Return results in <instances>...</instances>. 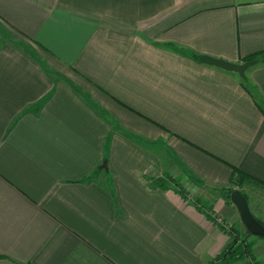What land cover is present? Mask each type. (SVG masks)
<instances>
[{"label": "crops", "instance_id": "crops-1", "mask_svg": "<svg viewBox=\"0 0 264 264\" xmlns=\"http://www.w3.org/2000/svg\"><path fill=\"white\" fill-rule=\"evenodd\" d=\"M262 52L264 0H0V264H264V61L194 58Z\"/></svg>", "mask_w": 264, "mask_h": 264}, {"label": "trees", "instance_id": "trees-1", "mask_svg": "<svg viewBox=\"0 0 264 264\" xmlns=\"http://www.w3.org/2000/svg\"><path fill=\"white\" fill-rule=\"evenodd\" d=\"M199 56L200 55H194V58L196 60H199ZM263 56H264V52H262L260 56L255 55V56L249 58V60L262 59ZM259 57H261V58H259ZM240 80H241V83L243 85H245V87H247V90H250L254 95L256 94V88L249 83L247 76L246 77L240 76ZM254 95H253V97H254ZM257 103H258V106L260 107L261 111L264 114V101L258 100ZM248 177L249 176L244 174V172H242L238 168H234L233 174H232V177L230 180L231 185L229 186V188L222 189L221 194L224 195L226 197V199L231 202V193L235 190V188H233L232 185L233 186L234 185L235 186H241L243 181L245 179H248ZM152 183H153V185H157L160 187H170L168 185V182L166 180H163V179L162 180H153ZM244 194L246 195L245 192H244ZM197 203H200V201L198 199H197ZM259 220L264 224V222L261 219H259ZM228 232L233 237V240L228 244L226 249L219 256V259H221L223 262H225V261H230V260H234V259L246 258L249 256H250V258H252L253 243H252V241H249V236L252 234H249L247 232L246 234L243 235L238 230H236V228H234V227L231 228V231L228 230ZM260 237H262V236H260Z\"/></svg>", "mask_w": 264, "mask_h": 264}, {"label": "water", "instance_id": "water-1", "mask_svg": "<svg viewBox=\"0 0 264 264\" xmlns=\"http://www.w3.org/2000/svg\"><path fill=\"white\" fill-rule=\"evenodd\" d=\"M262 59L264 61V56ZM259 60L260 59H252L242 63H237L207 54L199 56V62L212 65L226 71L238 73L241 77H246L247 69L256 64ZM100 167L106 168L107 162H104ZM231 201L237 206L248 233L264 237V224L252 212L248 198L244 192L241 189H235L231 193Z\"/></svg>", "mask_w": 264, "mask_h": 264}, {"label": "rangeland", "instance_id": "rangeland-1", "mask_svg": "<svg viewBox=\"0 0 264 264\" xmlns=\"http://www.w3.org/2000/svg\"><path fill=\"white\" fill-rule=\"evenodd\" d=\"M232 187L233 188H235V189H241L242 188V186H240V188H239V186H233L232 185ZM227 188H229V187H227ZM224 196V195H223ZM225 197V196H224ZM226 198V197H225ZM228 201V200H227ZM230 202V201H229ZM230 203H233L232 201L230 202ZM219 225H221L222 227H224L225 228V230H229V231H231V228L232 227H234V226H232V225H229V224H227V223H225V221H224V219L222 218L221 219V221L220 222H217ZM240 225V224H239ZM234 228H236V227H234ZM236 230H238L239 231V228H236ZM242 231H239L241 234H246L248 231H247V229H246V227L242 224V229H241ZM250 236H252V235H250ZM250 236H249V238H250ZM263 238V237H262ZM249 241H251L250 239H249Z\"/></svg>", "mask_w": 264, "mask_h": 264}, {"label": "built area", "instance_id": "built-area-1", "mask_svg": "<svg viewBox=\"0 0 264 264\" xmlns=\"http://www.w3.org/2000/svg\"><path fill=\"white\" fill-rule=\"evenodd\" d=\"M216 219H218L219 221H221V218L219 217V218H216Z\"/></svg>", "mask_w": 264, "mask_h": 264}]
</instances>
